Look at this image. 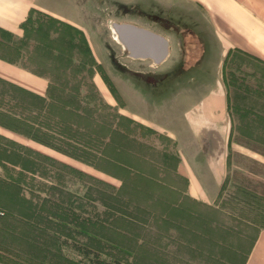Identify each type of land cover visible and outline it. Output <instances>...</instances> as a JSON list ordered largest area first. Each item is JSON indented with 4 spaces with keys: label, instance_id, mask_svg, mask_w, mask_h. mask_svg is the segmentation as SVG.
<instances>
[{
    "label": "rangeland",
    "instance_id": "1",
    "mask_svg": "<svg viewBox=\"0 0 264 264\" xmlns=\"http://www.w3.org/2000/svg\"><path fill=\"white\" fill-rule=\"evenodd\" d=\"M34 4L22 38L0 32V42L17 49L0 46V55L42 84L39 93L30 87L35 81L0 77V122L19 129L0 126V224L11 229L0 231V264H89L69 247L58 249L64 239L108 262L243 264L262 227L225 201L234 194L232 153L252 155L234 138L264 147V67L244 59L228 65L234 81L225 86L228 70L206 16L185 0ZM112 22L168 38V60L154 66L128 58ZM50 38L58 58L47 53ZM217 81L230 118L224 147L199 143L187 119ZM23 132L47 135L84 161ZM204 146L225 156L215 192ZM188 167L210 187L206 195L189 191L181 172Z\"/></svg>",
    "mask_w": 264,
    "mask_h": 264
},
{
    "label": "crops",
    "instance_id": "2",
    "mask_svg": "<svg viewBox=\"0 0 264 264\" xmlns=\"http://www.w3.org/2000/svg\"><path fill=\"white\" fill-rule=\"evenodd\" d=\"M185 1L196 5L203 11L217 46L221 49L224 61L231 52L240 51L254 57L264 65V0ZM34 7V0H0V32L9 34L15 39L22 38L23 26ZM0 77L23 86L26 85V80L35 81L37 86L31 85L30 87L39 93L42 92V84L40 81L36 82L37 78L1 57ZM210 89V95L203 102L191 107L187 119L199 143L220 144L224 147L230 133L227 92L221 81H217ZM202 148L206 152L208 172L215 181L211 190L215 192L216 183L221 178V165L225 156L223 152L217 154L205 146ZM177 172L179 173V168ZM181 172L189 178V191L206 195V192L210 190L194 168L188 167V171ZM243 264H264L263 229L256 236Z\"/></svg>",
    "mask_w": 264,
    "mask_h": 264
},
{
    "label": "trees",
    "instance_id": "3",
    "mask_svg": "<svg viewBox=\"0 0 264 264\" xmlns=\"http://www.w3.org/2000/svg\"><path fill=\"white\" fill-rule=\"evenodd\" d=\"M24 26H23V29H24ZM53 39L55 38H50L49 43L46 44V47L48 50L47 53L50 56L54 57V55L50 51L52 50L53 52L56 53L55 58H58V54H61V52L56 47L53 46L52 44L54 42ZM2 46L6 49H14L12 45L10 44L2 43ZM17 48H21V47H17ZM14 50L16 51L17 49H14ZM17 53L19 55L20 51H18ZM0 57L7 61H11V62L16 61L13 58H10L5 55H0ZM243 59L254 63V65L264 67V65L261 64V62H259L257 59H255L254 57L248 54L242 53L240 51H234L228 55V57L225 60V67L227 68L228 65H231V64L235 66V64L238 61L240 60L243 61ZM228 69L229 68H227V70ZM231 76H232V73L229 72V70L227 72L225 71V76H224L225 86L228 81H231V82L234 81ZM0 82H3V81L0 79ZM0 126L12 132H18L19 130L18 128L14 126L1 123V122H0ZM23 133L29 138H31V140L49 149H52L70 158H74V159L79 158L80 160H83L82 157L76 156L73 150L71 151L65 150L49 142L47 135L42 136L43 137L42 138L36 135H32L28 132H23ZM233 142L235 145L243 148L244 150L251 153L252 155L254 154L264 159V147L261 146L260 144H257L253 141L245 140L240 137H235ZM252 155L244 153V152H240V151H234L232 153L231 160H232L234 168L232 171L231 182L234 184V191H233L234 194H232L233 196H230L231 198L230 197H228L229 199L227 198L228 200L225 201V204H228L227 208H229L232 211L235 210L245 220H248L252 224L260 225L262 229L264 230V162ZM111 159L118 161V163L122 164L121 161L117 160L114 157H112ZM225 189H226V181L222 183L221 194L222 192H224ZM223 199L224 198L222 196L221 198L222 202L224 201ZM4 229H7L6 226H2L0 224V231L2 232L6 231L5 233H8L9 231H11L10 228H8V230H4ZM29 240L32 245H36L37 247L41 245L37 241H34V238H29ZM63 246L71 248L75 253H77V255L81 257V261L83 260L87 261L89 264H126L118 260H113V261L108 262L104 258H102L101 254L98 251L88 247L87 245H83L75 241H69V240L64 239L60 242L58 249Z\"/></svg>",
    "mask_w": 264,
    "mask_h": 264
},
{
    "label": "water",
    "instance_id": "4",
    "mask_svg": "<svg viewBox=\"0 0 264 264\" xmlns=\"http://www.w3.org/2000/svg\"><path fill=\"white\" fill-rule=\"evenodd\" d=\"M110 28L128 58L138 61L149 60L154 66L168 60L170 41L165 36L127 22H112Z\"/></svg>",
    "mask_w": 264,
    "mask_h": 264
}]
</instances>
